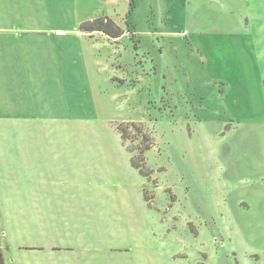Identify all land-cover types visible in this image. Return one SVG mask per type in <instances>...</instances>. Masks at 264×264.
Here are the masks:
<instances>
[{
	"label": "rangeland",
	"instance_id": "1",
	"mask_svg": "<svg viewBox=\"0 0 264 264\" xmlns=\"http://www.w3.org/2000/svg\"><path fill=\"white\" fill-rule=\"evenodd\" d=\"M0 81L38 111L0 141L55 147L0 156V264H44L34 203L82 264H264V0H0Z\"/></svg>",
	"mask_w": 264,
	"mask_h": 264
},
{
	"label": "crops",
	"instance_id": "2",
	"mask_svg": "<svg viewBox=\"0 0 264 264\" xmlns=\"http://www.w3.org/2000/svg\"><path fill=\"white\" fill-rule=\"evenodd\" d=\"M48 53H49V48H48ZM50 53H51V49H50ZM4 83L5 82L0 81V85H3ZM12 86L13 85L11 84V82H7L3 90H0L4 93V94L0 93V102L2 101L4 102L2 105L0 103V113H4V115L7 117H8V113H11L12 116L14 118L16 117V119L20 120V122L22 119H24L22 113H33L32 117L36 119L37 116L35 113H38L37 108L35 107L36 105L32 106L29 109H26L22 99L20 97H16L15 95L12 94V92H10ZM9 102L11 103V105H9ZM34 121H35L34 124L37 127L36 122L38 121L36 120ZM4 140L5 138L2 141H0V151H2L0 152V156L2 155V157H5L6 154L8 153V158L10 160V163H14L17 160L15 156L20 154L22 155V158H25L24 157L26 155L25 150H27L28 148H32V151H34V153L30 154V158H31L30 163H33L34 166H39L40 164H37L39 161H45L47 163L50 161L49 159L51 157V155L49 154L43 155L41 152H45V150L52 151L55 148L52 147L53 145H47L43 142H24V141L7 142ZM131 156L132 155L129 156V162ZM54 158L57 157H53V160ZM37 170L39 171L41 169L37 168ZM37 170L35 169L29 170L28 172L30 173L26 174L27 175L26 179L37 180V177H41L43 173H38L36 172ZM23 175L24 172L22 173V176ZM24 197L25 198L27 197V193L24 194ZM30 197L31 199H35L36 202V198H38L39 196L34 195V192H32V196ZM12 210H13L12 211L13 218L11 219V221L17 224V227L18 225L21 226V225L29 224V227H34L36 232L39 231L41 233V237H42L41 240L37 239L34 241H27L25 243H22L21 247H25L26 249L32 250L38 254L45 253V256L43 257L45 258L43 261L44 264H54V262L55 263L62 262L63 264H82L80 263V261H78L76 255H73L68 251H65V250H70V247L65 243V241H67L66 237L68 236V233L64 231L65 228H62L63 233L59 231L60 228L59 224L64 225L66 220L60 217V215L71 214V223H72L75 221V218L73 216H75V214H79L80 212H75V209L71 208L69 211L67 212L64 211L63 213L62 208H60V210H56V209H51V207H44L35 203L34 205L20 206L19 208ZM16 213L20 214L19 218L17 217ZM82 220H78V221H82ZM1 221L2 219L0 220V222ZM66 223H68V221ZM56 231H59L61 233L59 237Z\"/></svg>",
	"mask_w": 264,
	"mask_h": 264
},
{
	"label": "trees",
	"instance_id": "3",
	"mask_svg": "<svg viewBox=\"0 0 264 264\" xmlns=\"http://www.w3.org/2000/svg\"><path fill=\"white\" fill-rule=\"evenodd\" d=\"M78 30L83 33H92V32H100L107 36L108 38L116 39L120 38L124 34V30L112 19L108 17H99L92 20L82 21L78 25ZM118 130L121 131V128ZM121 139L123 138V132L120 133ZM123 141V140H122ZM130 164L132 167L138 170V172L143 175L147 176L143 171V166H140L136 161L134 156L130 158ZM145 200L148 201L149 199L144 196Z\"/></svg>",
	"mask_w": 264,
	"mask_h": 264
}]
</instances>
